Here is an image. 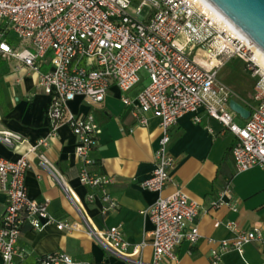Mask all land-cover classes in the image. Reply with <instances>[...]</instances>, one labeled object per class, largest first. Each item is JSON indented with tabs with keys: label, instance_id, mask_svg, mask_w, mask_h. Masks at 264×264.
Here are the masks:
<instances>
[{
	"label": "built area",
	"instance_id": "1",
	"mask_svg": "<svg viewBox=\"0 0 264 264\" xmlns=\"http://www.w3.org/2000/svg\"><path fill=\"white\" fill-rule=\"evenodd\" d=\"M0 59L16 60L39 75V86L50 97L49 137L64 125L72 130L81 162L79 180L96 191L88 196V202H101L102 217L115 211L118 203L108 192L113 179L93 171L97 161L92 154L101 128L93 115H75L70 103L77 97L102 103L115 85L138 125L158 120L162 137L154 170L141 183L143 189L159 195L145 212L154 228L149 236L153 249L149 264H178L177 249L183 243L193 246L200 238V206L180 189L162 196L172 182L175 159L170 143L180 118L192 114L194 124L199 125V112L203 111L233 134L237 174L264 168V59L206 0H0ZM236 59L257 79L256 105L244 125L235 122L236 114L229 105L235 93L219 78L220 71ZM46 64L49 68L44 71ZM146 80L148 84L142 85ZM49 137L32 144L0 126V144L10 149L25 147L18 160H0V192L7 198L0 217V264H17L27 258L28 252L18 246L25 226L39 232L48 226L66 232L80 227L77 222L60 220L50 213L47 202H37L28 194V157L33 154L67 191L64 177L45 154L39 153L41 147L49 145ZM229 194L227 185L210 200V209L229 205L237 211V203H226ZM81 219L87 234L107 253L145 264L133 258L141 255L146 240L131 245L121 226L98 230L83 215ZM227 228L233 239L219 242L211 252L210 264H219L230 251L243 255L246 245L264 244L261 227L243 230L229 222ZM37 262L94 264L77 261L61 251L45 254Z\"/></svg>",
	"mask_w": 264,
	"mask_h": 264
},
{
	"label": "crops",
	"instance_id": "2",
	"mask_svg": "<svg viewBox=\"0 0 264 264\" xmlns=\"http://www.w3.org/2000/svg\"><path fill=\"white\" fill-rule=\"evenodd\" d=\"M233 67V63L227 64L220 71L219 78L235 93L232 100L251 113L256 102L254 97L250 99L246 95L245 85L239 81ZM2 68L0 126L20 134L32 144L48 138L50 97L40 88L39 75L16 60H2ZM48 68L47 64L43 66L44 71ZM249 77L255 80L252 84L255 94L257 79ZM136 93L134 91L132 95ZM70 109L78 116L93 115L101 128L92 154L97 161L93 171L113 179L108 192L118 203V208L102 217L101 202H88V196L96 191L80 182L77 139L69 126H61L55 136L49 137V145L41 147L39 153L45 154L64 177L67 191L55 181L51 170L40 164L36 154L28 157L30 169L26 186L32 199L49 204L50 213L60 220L77 222L80 227L66 232L48 226L39 232L25 226L18 246L26 250L28 256L18 260L17 264H38L41 256L55 251L94 264H134L110 255L91 238L81 225L82 215L98 230L121 226L131 245L146 240L147 246L133 260L151 263L153 249L149 236L154 228L145 212L159 195L143 189L141 183L154 170V156L162 137L158 120L152 118L147 126L138 125L131 110L122 104L120 91L115 85L110 87L102 103L92 104L77 97L70 103ZM199 116L202 118L199 125L194 124L192 114L183 116L172 132L170 153L175 159V167L171 172L172 182L162 193L166 197L180 189L201 208L198 220L200 238L193 246L183 243L177 249L178 264H210L211 252L219 242L233 239L227 228L229 222H235L243 230L253 227L264 230V168L255 167L237 174L232 156L234 135L203 111ZM235 122L244 125L246 120L236 115ZM24 151V146L10 149L0 144V160L16 161ZM227 185L230 194L225 198L226 203H237V211L229 205L210 209V200ZM6 206L7 198L0 192V217ZM218 222L220 225L216 226ZM219 264H264V244L246 245L243 255L230 251L223 255Z\"/></svg>",
	"mask_w": 264,
	"mask_h": 264
},
{
	"label": "water",
	"instance_id": "3",
	"mask_svg": "<svg viewBox=\"0 0 264 264\" xmlns=\"http://www.w3.org/2000/svg\"><path fill=\"white\" fill-rule=\"evenodd\" d=\"M206 1L264 54V0ZM229 105L242 119L250 117L251 113L237 101L231 100Z\"/></svg>",
	"mask_w": 264,
	"mask_h": 264
},
{
	"label": "rangeland",
	"instance_id": "4",
	"mask_svg": "<svg viewBox=\"0 0 264 264\" xmlns=\"http://www.w3.org/2000/svg\"><path fill=\"white\" fill-rule=\"evenodd\" d=\"M234 64L233 70L236 72L237 77L239 76V81L244 83V88L247 90L246 95L251 99L255 96L253 92V85L254 81L252 78H250V75H247L248 72L245 69V64L240 61L239 59H236L234 61H231L230 64ZM143 77L147 78V74L145 72L142 73ZM220 76V75H219ZM148 81L142 83V85H147ZM253 94V95H252Z\"/></svg>",
	"mask_w": 264,
	"mask_h": 264
},
{
	"label": "bare ground",
	"instance_id": "5",
	"mask_svg": "<svg viewBox=\"0 0 264 264\" xmlns=\"http://www.w3.org/2000/svg\"><path fill=\"white\" fill-rule=\"evenodd\" d=\"M237 31H238V30H237ZM238 32L240 33V35H242L243 37H245L244 34H243L242 32H240V31H238ZM255 49H256V51H257V54H258L262 59H264V54L261 53L256 47H255Z\"/></svg>",
	"mask_w": 264,
	"mask_h": 264
},
{
	"label": "trees",
	"instance_id": "6",
	"mask_svg": "<svg viewBox=\"0 0 264 264\" xmlns=\"http://www.w3.org/2000/svg\"><path fill=\"white\" fill-rule=\"evenodd\" d=\"M3 68H2V60L0 59V71H2Z\"/></svg>",
	"mask_w": 264,
	"mask_h": 264
}]
</instances>
